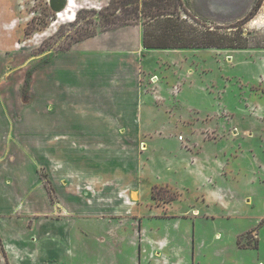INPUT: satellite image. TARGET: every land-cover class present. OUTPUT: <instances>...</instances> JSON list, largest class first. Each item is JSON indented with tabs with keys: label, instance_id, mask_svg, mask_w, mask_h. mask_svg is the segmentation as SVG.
<instances>
[{
	"label": "rangeland",
	"instance_id": "obj_1",
	"mask_svg": "<svg viewBox=\"0 0 264 264\" xmlns=\"http://www.w3.org/2000/svg\"><path fill=\"white\" fill-rule=\"evenodd\" d=\"M72 1L66 18L51 10L49 0H0V98H10L17 125L24 124L23 110L31 112L32 129L45 103L50 113L51 97L60 91L50 80L45 83L46 75L54 71L56 52L75 40L134 23L158 34V28L170 25L160 13L170 12L173 33L183 39L176 41L169 31V43L203 46L147 53L141 76L145 107L150 115L161 111L162 122L124 148L127 160L112 173L88 167L85 162L94 157L85 149L77 182L66 181L71 161L50 149L47 163L34 159V180L24 181L28 151L32 159L38 149L10 142L0 150V160L14 165L17 190L26 186L10 218L15 237L34 242L46 221L76 220L75 254L81 264L92 258L110 264V257L143 253L142 242L159 236L186 237L185 248L208 255L214 250L208 240L217 231L225 246L232 245L235 231L245 247L261 237L260 248L252 252L264 253V222L258 225L264 218V0ZM41 88L46 99L40 98ZM59 135L49 133L48 139ZM31 138L38 141V133ZM158 141L175 149L161 153L154 147ZM72 190L77 196L70 195ZM125 203L135 208L117 211ZM89 204L105 207L78 212L77 206ZM136 237L138 247L132 243ZM32 260L39 263L37 257ZM5 262L11 264L0 232V264Z\"/></svg>",
	"mask_w": 264,
	"mask_h": 264
},
{
	"label": "crops",
	"instance_id": "obj_2",
	"mask_svg": "<svg viewBox=\"0 0 264 264\" xmlns=\"http://www.w3.org/2000/svg\"><path fill=\"white\" fill-rule=\"evenodd\" d=\"M2 27L7 28L8 25ZM145 34L150 41V33L143 23L127 24L75 40L68 48L56 52L51 62L54 71L46 75L45 83L48 80L54 83L60 95L51 97L53 108L50 113L47 103L44 104L45 109L39 114V124L33 129L31 112L26 110L21 112L24 124L20 126L14 122L12 117L15 111L11 108V100L3 94L0 98V150L9 148L10 142L23 144L32 150L38 149L33 160V152L28 151L30 158L23 167L28 174L22 177L24 181L34 180V159L39 157L42 163H47L48 156L51 157L50 149L56 150L58 158L65 154L66 163L70 159L72 174L66 181L77 182L79 164H83L81 156H85L80 150L85 149L91 150L94 157L85 164L88 167L93 165L107 175L124 164L128 156L122 151L132 146L145 128H159L161 111H154L153 116L149 114L151 110L145 107L146 96L141 86L142 71H146L145 57L150 55L147 54L149 51L157 49L145 47ZM3 89L6 91L5 86ZM43 90L41 88L40 98L46 99ZM151 116H157L159 120L153 121ZM31 129L35 131L31 133ZM53 132L60 135L57 136L58 140L50 141L48 134ZM33 133H38V141L32 140ZM154 147L160 149L161 153L175 149L162 141L156 142ZM12 167L14 165L6 158L0 160V232L10 263L37 264L32 260L37 257L38 264H81L80 255L75 254L74 229L79 224L76 220L55 218L46 221L34 242L23 236L15 237L14 222L10 218L17 209L16 196L20 191H26V186L21 185V190H17ZM71 183L74 186V182ZM76 193V190L70 191L72 196H77ZM133 194L135 192L129 196L132 200L136 198ZM77 207L79 213H84L80 209L93 213L101 211V207L103 210L105 206L89 204ZM134 208L132 204L125 203L117 211L130 213ZM86 216L91 218V215ZM236 233L232 235V245L225 246L224 240L219 238L220 232H215L208 244L214 245L210 247L216 253L208 255L192 253L197 251L193 246L192 252L185 248L183 243L185 240L188 242L186 237H149L142 242L145 252L110 257V264H264V253L252 252L255 248L239 245ZM260 238L258 248L262 244ZM132 243L138 247L137 237ZM201 243L205 246L207 242L201 240L199 245ZM167 247L168 254L165 255L164 249ZM92 259H87L84 264H98L96 258Z\"/></svg>",
	"mask_w": 264,
	"mask_h": 264
},
{
	"label": "trees",
	"instance_id": "obj_3",
	"mask_svg": "<svg viewBox=\"0 0 264 264\" xmlns=\"http://www.w3.org/2000/svg\"><path fill=\"white\" fill-rule=\"evenodd\" d=\"M158 1V0H157ZM161 16H163L164 18V21L166 22H169V27L166 28V27H163V28H158V34L157 32L155 33H150V41H148V37H146V34H145V37H144V45L145 47H159V48H167V47H189V46H203V42H199V43H196V44H192V43H183V44H170L169 43V40H170V33L169 31L173 33V30H175V19L173 17V13H170V12H166V13H160ZM169 33V34H168ZM174 39H176V41H181L183 38H182V35H179L178 33L174 34ZM152 197L153 194H152ZM155 198V197H154ZM264 222V218H262L258 225L262 224ZM236 242L241 245L242 243L237 239ZM246 244L250 247H253V248H256L258 246V242L257 243H254V244H249V242H246ZM5 264H8V262H5Z\"/></svg>",
	"mask_w": 264,
	"mask_h": 264
},
{
	"label": "water",
	"instance_id": "obj_4",
	"mask_svg": "<svg viewBox=\"0 0 264 264\" xmlns=\"http://www.w3.org/2000/svg\"><path fill=\"white\" fill-rule=\"evenodd\" d=\"M66 4H67V0H49V7L55 13L63 10Z\"/></svg>",
	"mask_w": 264,
	"mask_h": 264
},
{
	"label": "bare ground",
	"instance_id": "obj_5",
	"mask_svg": "<svg viewBox=\"0 0 264 264\" xmlns=\"http://www.w3.org/2000/svg\"><path fill=\"white\" fill-rule=\"evenodd\" d=\"M73 1L72 0H67V4L63 10L60 12H57V16H62L66 18H70L72 10H73ZM135 196V194H133Z\"/></svg>",
	"mask_w": 264,
	"mask_h": 264
}]
</instances>
